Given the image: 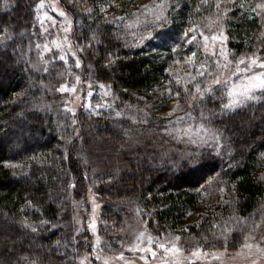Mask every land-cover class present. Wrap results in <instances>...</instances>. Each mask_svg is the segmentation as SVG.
<instances>
[{"label": "trees", "instance_id": "1", "mask_svg": "<svg viewBox=\"0 0 264 264\" xmlns=\"http://www.w3.org/2000/svg\"><path fill=\"white\" fill-rule=\"evenodd\" d=\"M109 1H74L77 43L88 50L96 79L111 85L122 101H134L168 78L174 66L162 55L125 45L111 19H91L85 11L91 3L108 2L113 12L130 4ZM175 1L180 7L173 8V30L165 35L176 36L179 27L224 14L221 23L231 56H264V8L257 7L264 0H219V9L217 0ZM36 15L35 0H0V264L68 263L75 254L61 226V213L72 194H80L77 184L84 173L71 149L77 134L74 116L57 102L56 85L66 65L57 59L46 64L37 57L29 40L37 29ZM162 44L170 47L166 41ZM214 89L215 95L208 94L203 102L181 94L180 107L193 104L199 119L203 111L205 125L220 133L219 148L194 146L189 154L179 150L171 155L156 150L157 158L142 154L136 166L122 152L130 172L120 181L121 192L141 207L153 233L188 232L212 240L215 227L228 217L238 223L250 221L256 212L264 215V93L257 103L223 110L225 95ZM111 114L102 111L91 123L111 140L129 135L130 118L114 119ZM193 155L194 162H189ZM222 188L231 191L229 199ZM196 211L198 219L184 226Z\"/></svg>", "mask_w": 264, "mask_h": 264}, {"label": "rangeland", "instance_id": "2", "mask_svg": "<svg viewBox=\"0 0 264 264\" xmlns=\"http://www.w3.org/2000/svg\"><path fill=\"white\" fill-rule=\"evenodd\" d=\"M74 1L35 0L37 29L31 31L29 40L42 62L49 64L57 59L66 65L56 85L57 102L74 116L73 127L77 134L71 149L84 173L83 179L77 184L80 194H72L69 205L61 213V226L74 244L75 254L68 263L50 260L45 263L31 261L29 264H264V215H257L256 212L251 215L250 221L245 222L242 219L238 223L228 217L215 227L217 236L214 237L217 240L214 237L212 240L195 237L188 232L158 234L150 229L141 207L121 192L120 181L130 172L122 152L128 155L136 166L134 162H138L142 154L157 158L158 154L154 153L156 150H167V155L175 151L178 154L179 150L189 154L188 148L216 145L215 142L192 144L187 136L178 138L176 132L169 133L165 129H184L189 123H193L185 116L186 112H190L195 117L191 107L193 104L178 108L177 104L180 106L183 103L180 101L183 93L188 94L190 100L194 101L195 84L200 83L201 88H204L210 81L208 76L197 75L199 64L214 65L216 59L224 63V57L219 55L221 49L228 61H236L229 53L227 38L223 39L226 33L221 16L224 14L211 15L206 18V22L201 21L198 24L204 28V35L209 36V50L205 53L201 37L198 36L197 43L194 44L185 42L183 33L191 26H185L184 29L179 27L176 36L165 35L167 30H173V8L168 10L167 21L163 27L152 23H141L139 27L134 24L129 26V22H134L137 14L143 12V5L159 3L160 0H129V7L121 8L119 12L111 11L108 2L97 6L91 3L85 7L91 19L104 15L111 19L115 31L120 30L116 32L118 39L125 45L139 47L144 53L162 55L164 59H168L169 67L174 66L168 78L158 82L150 93L136 95L134 101L124 102L111 85L96 79L88 50H83L77 43L74 30L75 15L71 11L72 6H75ZM169 2L174 5L176 1ZM102 8L104 11H101ZM217 17L220 19L217 20ZM209 18L212 24L207 27ZM139 19L143 21V15H139ZM193 34L189 33V36ZM213 34L218 37L216 40L211 39ZM165 41L170 46L168 49L163 47L162 43ZM57 44H60V47H57ZM176 45H179L176 51H183L181 54L177 55L176 51H172ZM85 47L89 48L86 42ZM213 51L216 56L212 55ZM193 52L196 53L195 58H191ZM249 56L264 60L262 55H244L240 58ZM261 70L259 67L253 69ZM193 77L196 79L193 80ZM185 85L188 91H185ZM177 87L182 91H178ZM215 87L220 88L213 85V88ZM177 92L179 96L175 94ZM220 93L222 94V91ZM263 93L264 91H256L254 94L259 99L249 100L242 106L259 102ZM225 98L227 103L226 95ZM102 111H113L111 115L114 119L128 116V124L132 129L130 134L122 139L111 140L107 134L100 133L90 118L100 115ZM177 117H183L179 124L176 123ZM200 122V119L196 118L193 127ZM174 142L184 148H178ZM116 183L117 187H114ZM223 194L229 199L231 191L222 188ZM198 216L199 211L191 213L184 226L197 220ZM141 232L145 234V238L138 241L137 237ZM149 236L154 238L151 244L147 240ZM159 243H164L166 249L170 250L161 249ZM246 243L252 247H243Z\"/></svg>", "mask_w": 264, "mask_h": 264}, {"label": "snow or ice", "instance_id": "3", "mask_svg": "<svg viewBox=\"0 0 264 264\" xmlns=\"http://www.w3.org/2000/svg\"><path fill=\"white\" fill-rule=\"evenodd\" d=\"M202 3L207 4L208 0H202ZM174 7L178 8L180 7V5L178 3L173 5L169 2V0H160L159 3L143 5V12L137 14V19L134 22L130 21L129 26H132L134 24L136 27H139L141 23H152L155 26L163 27L164 22L167 21L168 10ZM215 7L219 9V0H217ZM257 7L264 8V4H258ZM197 10H199V7L197 8ZM101 11H104V9L102 8ZM139 15H143V21L139 19ZM219 19L220 17H217V20ZM211 24L212 21L209 18V25H207V27H210ZM189 33L194 34L189 36ZM148 34L151 35V32H149ZM198 36L202 38L204 42V51L205 53H207L209 50V36L204 35L203 27H201L200 25L193 24L191 28L186 29L183 33V38L185 39V42L187 44L197 43ZM217 38L218 37L215 34H213L211 37L212 40H216ZM140 39L142 41L143 36H141ZM223 39H226V37H223ZM56 46L60 47V44H57ZM177 47H179V45L173 46L172 51L175 52ZM73 55H75V53H73ZM212 55L216 56L217 54L215 51H213ZM219 55L224 57V63H221L220 59H216L214 65H209L207 63L199 64V70L197 72V75L201 77L208 76L210 77V81L204 88H201L200 83L195 84V92L193 93V99H196L198 96L200 101L203 102L208 94L214 96L216 89L213 88V85L220 86L222 94L226 95L228 98V102L221 106L223 110H233L236 107L244 105L249 100L259 99V97H257L254 93L258 90L264 91V60H261L256 56H249L240 58L234 62L228 61L227 57L223 52V49H221ZM195 56L196 53L193 52L191 58H195ZM77 64H79L78 60ZM229 65H231L232 67L230 68ZM241 65H243V67H241ZM256 67H259L262 70L253 71V69ZM250 72L251 74L249 75L248 73ZM192 79L195 80L196 78L193 77ZM177 82L180 83L179 78H177ZM184 87L185 91H188L187 85H185ZM61 90H63V88ZM175 94L179 96L178 92ZM97 107H99V105H97ZM178 107L180 106L177 104V108ZM175 111L176 109L174 108L173 112ZM171 114L172 113H169V115ZM117 115H120V113H117ZM185 116H187L190 121L195 123L196 118L193 117L190 112H186ZM182 119L183 117H177L176 123L179 124ZM200 121L201 122L196 124L195 127H193V123H189L184 129H165V131L169 133L176 132L178 138L181 136H187L189 138V142L192 144H208L209 142H215L216 147L219 148V141L221 139L220 133L215 129L206 127L204 122L203 111H201L200 113ZM189 162H194V155L190 156ZM27 226L31 227V225ZM33 231H35L34 228ZM144 238L145 234L141 232L137 237V240L142 241ZM153 239L154 238L151 236L147 237L148 243L151 244ZM156 239L158 241V238ZM177 239L179 238L177 237ZM159 247L161 249H165L166 251L170 250L166 249L164 243H159ZM173 247H175V245H173ZM243 247L251 248L252 245L246 243L245 245H243ZM149 250L150 249H141V251ZM153 255H155V252H153Z\"/></svg>", "mask_w": 264, "mask_h": 264}]
</instances>
